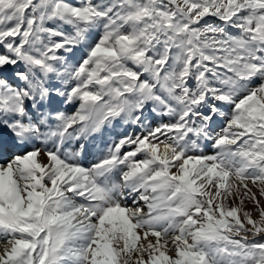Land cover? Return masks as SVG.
Here are the masks:
<instances>
[{
    "label": "snow or ice",
    "instance_id": "6c2138e0",
    "mask_svg": "<svg viewBox=\"0 0 264 264\" xmlns=\"http://www.w3.org/2000/svg\"><path fill=\"white\" fill-rule=\"evenodd\" d=\"M0 264H264V0H0Z\"/></svg>",
    "mask_w": 264,
    "mask_h": 264
},
{
    "label": "rangeland",
    "instance_id": "374dc122",
    "mask_svg": "<svg viewBox=\"0 0 264 264\" xmlns=\"http://www.w3.org/2000/svg\"><path fill=\"white\" fill-rule=\"evenodd\" d=\"M73 2H77V0H73ZM63 110H66L68 112H71L73 111V109L69 106H63L61 105L60 106ZM154 121H156L155 119H153V124ZM157 122V121H156ZM121 124H117V126L114 128V129H106L102 135H98L97 137H94L92 138L90 141L86 142L85 144V149H84V152L81 156V163L84 165V166H90L91 163L95 162V161H92V159L89 157L88 153H89V149H88V146L92 143H95V139L99 138L100 137V148H98V150H96V159L100 156L101 154V150L103 149H106V146L108 143H111L112 140L116 139L120 134H123L124 132L122 131L121 129ZM125 128V127H124ZM133 129L131 128H128L127 131L131 132ZM125 131V129H124ZM72 147H78V145H73ZM210 151V150H209ZM94 159V160H96ZM250 206V205H249Z\"/></svg>",
    "mask_w": 264,
    "mask_h": 264
},
{
    "label": "bare ground",
    "instance_id": "6f19581e",
    "mask_svg": "<svg viewBox=\"0 0 264 264\" xmlns=\"http://www.w3.org/2000/svg\"><path fill=\"white\" fill-rule=\"evenodd\" d=\"M97 136H95V137H97ZM100 145H101V143H100V137H99V138L95 139V143H92L88 146V149H89L88 155L92 159V161H95L94 159H96V156H97L95 152H96V150H98V148H100Z\"/></svg>",
    "mask_w": 264,
    "mask_h": 264
}]
</instances>
